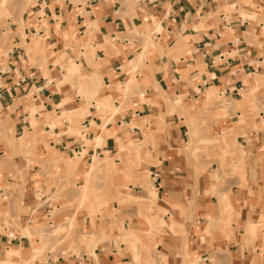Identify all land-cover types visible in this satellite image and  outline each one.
Wrapping results in <instances>:
<instances>
[{"label":"crops","instance_id":"crops-1","mask_svg":"<svg viewBox=\"0 0 264 264\" xmlns=\"http://www.w3.org/2000/svg\"><path fill=\"white\" fill-rule=\"evenodd\" d=\"M45 4L44 57L32 64L16 47L0 68V264L28 261L23 232L52 217L51 197L63 176L78 183L85 161L105 151L125 156L120 146L132 139L144 141L140 157L148 162L139 168L152 183L140 190L143 196H131L152 210L124 218L126 231L120 229L118 237L128 243L101 239L87 245L88 253L40 264H264V238L242 243L235 224L231 232L219 219V211L229 209L246 230L247 218L262 209L251 222L264 223V109L250 115L264 101V0H140L137 15L125 21L106 3H88L85 13L67 0ZM88 24H94L92 36ZM72 33H78L76 40L65 37ZM147 35L153 45L145 47ZM65 53L95 84L67 74V67L63 73ZM131 77L138 87L125 96ZM96 85L98 99L108 97L120 108L102 127ZM160 91L183 95L182 107ZM216 94L256 101L231 112L222 104L214 109L219 115L212 127L228 130L241 117L246 126L239 129H247L238 136L244 185L231 193L216 189L214 198L207 170L188 156L187 120L195 110L205 111L204 103ZM86 106L89 113L78 112L72 122L63 118ZM76 121L82 137L69 131ZM97 135L103 137L100 145ZM84 221L91 235L112 233L109 217H98L94 227L87 216Z\"/></svg>","mask_w":264,"mask_h":264},{"label":"rangeland","instance_id":"rangeland-1","mask_svg":"<svg viewBox=\"0 0 264 264\" xmlns=\"http://www.w3.org/2000/svg\"><path fill=\"white\" fill-rule=\"evenodd\" d=\"M46 1L52 0H0V68L5 67L8 55L16 47L22 53L25 51L27 58L32 64L37 63V61L44 57V46L46 45L44 37L48 29L42 6ZM59 1L63 2L64 0ZM67 1L73 3L75 7H77V4H80L82 8L77 9V11H82V13H85L83 7L88 3H106L107 7H110L124 21L127 19L131 20L133 16H136L138 7L140 6V0ZM91 25L94 24H88L86 31L89 33V36H92V32L90 31ZM146 27H148V24ZM41 31L45 35H40ZM134 33L137 32L134 30ZM77 36L78 33H76V36L74 33L65 34V37L69 40H76ZM148 45H153V41L147 35L144 46L147 47ZM93 50L92 48L91 51ZM141 57L142 55H137L135 62L139 61ZM60 59L63 61V73H66L67 67V74L77 73L80 79L89 77L79 73V66L75 62L70 61L71 59L66 53ZM57 62L55 61L54 63ZM135 67H137V64ZM89 79L95 84L93 77H89ZM137 83L133 77L125 82L123 86L125 96H129L135 92L133 89L138 87ZM99 90V85H96L93 99L95 100V104H97L98 110L105 117L101 124L102 127L107 123L110 114L112 115L119 111L120 108H116L113 105V101L108 97L98 99L97 91ZM160 95L166 98L165 100L172 101V104L179 105L180 108L182 107L181 101L183 95L169 96L163 91H160ZM215 101L218 102L214 103ZM255 101L256 98H244L239 101L226 100L224 97L216 94L214 101L211 103L206 101L204 103L206 107L205 111L199 112L195 110L196 112L192 113V116L187 120L189 126L188 147L191 151L188 156L194 161L197 168L199 167V170H207L206 174H209L211 177V184L208 190L211 191L210 195L214 198H217L216 189L231 193L236 188H242L244 185V162H242L240 167V150L242 146L238 140V136L240 134L245 135L247 130L239 129L246 126L243 124L241 117L237 125L228 130L212 127L216 122L217 115H219L217 112H214V109L222 104L225 109L228 108L229 112H231L240 109L243 104ZM262 109H264V101L262 103L258 102V105L255 104L251 108L250 115L257 116L258 111ZM80 111L82 113L83 111L89 113L86 106L85 108L78 109L76 112L64 114L63 118L65 117V119L72 122ZM76 122L75 129H69V131L71 134L75 133L77 136L82 137V126L80 121ZM102 139V136H96L95 141L98 142L97 145L101 144ZM85 143L89 144L88 141H85ZM143 146L144 141L132 139L127 146H120L122 150H125V156H122L121 153L109 155L106 151L103 155L96 154L90 161L84 162L86 168L83 171L82 176L84 178L81 181L72 184L70 182L71 177L67 174L65 177L63 176L62 180L60 179L61 181L55 184V193L51 197L52 217L35 228H25V232H23L29 238L30 244L28 249L23 250V256L28 255V264H33L34 260H38L40 264L41 261L49 258L68 257L71 253L76 255H81L83 252L88 253L90 251L87 245L89 243H94L95 245L101 239L108 242L116 240L117 243L122 241L128 243L118 237L120 229L126 231V226L123 224L124 218L131 220L134 217L145 216V213L149 214L152 210L148 207L149 203L144 205L131 196V194L143 196L140 190H148L149 184L152 183L149 172L147 170L141 171L139 168L141 162H148L146 158L140 157ZM115 157L120 158L119 163H117ZM137 185L141 186V188H138ZM223 195L225 199L227 194L223 192ZM219 212L220 223L225 224L226 228H230L231 232H233L231 223L235 224L234 227L237 228L235 232L236 240H240L242 243L262 242V238H264L263 221L257 224L252 223L258 219L260 213L257 217L250 216L247 218V221H250V223L247 225L246 232L245 225L243 223L241 225L236 223L233 213L229 209L220 210ZM262 214L264 218V212ZM85 216L89 218V223L92 227H94L95 220L98 217H109L110 223L112 226L114 225L111 230L112 233L108 236H96L92 231L93 234L91 235V231L87 228L86 221H84ZM0 231H2L1 228ZM102 235L106 234L103 233ZM262 243H264V240ZM263 253L264 248L261 250V254Z\"/></svg>","mask_w":264,"mask_h":264},{"label":"built area","instance_id":"built-area-1","mask_svg":"<svg viewBox=\"0 0 264 264\" xmlns=\"http://www.w3.org/2000/svg\"><path fill=\"white\" fill-rule=\"evenodd\" d=\"M45 7H46V4H44V5L42 6L43 9H45Z\"/></svg>","mask_w":264,"mask_h":264},{"label":"bare ground","instance_id":"bare-ground-1","mask_svg":"<svg viewBox=\"0 0 264 264\" xmlns=\"http://www.w3.org/2000/svg\"><path fill=\"white\" fill-rule=\"evenodd\" d=\"M3 264H6V263H3Z\"/></svg>","mask_w":264,"mask_h":264}]
</instances>
